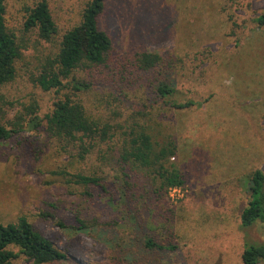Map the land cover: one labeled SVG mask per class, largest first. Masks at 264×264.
Listing matches in <instances>:
<instances>
[{
    "label": "rangeland",
    "instance_id": "rangeland-1",
    "mask_svg": "<svg viewBox=\"0 0 264 264\" xmlns=\"http://www.w3.org/2000/svg\"><path fill=\"white\" fill-rule=\"evenodd\" d=\"M38 1H5V24L20 57L15 80L0 90V124L30 105L43 118L71 95L87 116L107 122L115 138L133 122L149 127L159 143L173 138L176 156L166 167L181 175L183 185L154 194L159 181L153 187L143 179L145 192L135 203L142 227L134 231L113 188L100 198L90 190L93 202L67 176L97 170V151L76 162L44 131H24L0 143V224L25 217L77 264H111L112 253L74 231L76 213L91 224L112 225L144 264H242L246 247L264 244V224L242 227L240 222L250 201L251 176L264 174V28L255 23L264 0H108L99 28L112 42L110 58L98 68L74 72L73 78L91 86L77 94L69 88L44 92L33 78L54 57L65 31L80 22L90 0H46L57 29L50 42L24 29L26 11ZM144 53L173 61L177 100L203 105L173 110L150 103L137 82L118 87L119 75ZM105 166L99 167L103 175H116L111 161ZM84 237L95 246L85 247ZM145 239L176 249L148 251Z\"/></svg>",
    "mask_w": 264,
    "mask_h": 264
},
{
    "label": "trees",
    "instance_id": "trees-1",
    "mask_svg": "<svg viewBox=\"0 0 264 264\" xmlns=\"http://www.w3.org/2000/svg\"><path fill=\"white\" fill-rule=\"evenodd\" d=\"M5 1L0 0V90L15 80V64L20 57L16 38L5 24ZM107 1L90 0L85 5L80 22L60 37L56 54L42 65L38 75L33 78L34 85L44 92L69 88L70 92L77 94L90 89V84L76 80L73 74L78 69L103 66L110 58L112 42L99 28V20ZM255 23L264 28V13L256 18ZM24 29L34 31L37 38L44 42H50L56 37V25L46 0L38 1L27 9ZM173 69L171 59L144 53L133 60L125 74L119 75L115 83L120 87L132 86L137 82L151 96L152 100L148 99L150 103L160 102L169 109L200 108L203 103L176 99L178 91L171 78ZM72 98L71 95H65L55 102L51 112L43 118L37 115L35 105L24 107L22 112L15 114L13 120L0 124V143L24 131L42 130L57 140L76 162L85 161L97 151V170L86 175H66L73 185L83 189L82 195L86 198L93 197L90 190L100 198L109 195V189L113 188L126 223H133L136 226L133 230L137 231L142 227V222L141 211L135 203L144 195L143 179L152 182L153 187L159 181V185L154 187V194L183 185L181 175L172 167H166L169 160L176 156L175 142L173 138H168L163 143L157 142L149 127L139 122H133L126 132L120 134L121 137L115 138L111 134L113 128L107 122L102 123L87 116L83 105ZM114 139L116 142L110 146ZM110 161L116 173L112 177L110 174L103 175V171L99 169ZM249 190L250 201L240 216L242 227L264 224L262 172L255 171L252 174ZM95 200L93 197L91 201ZM74 223L76 233L93 238L112 253L111 264H144L133 256L127 240L120 238V233L112 225L91 224L79 213L75 214ZM57 225L60 229H66L61 222ZM143 247L154 252L176 249L151 239H145ZM241 259L242 264H259L264 260V244L246 247ZM19 260L30 261L32 264H77L56 249L25 217H20L13 224H0V264H17Z\"/></svg>",
    "mask_w": 264,
    "mask_h": 264
},
{
    "label": "clouds",
    "instance_id": "clouds-1",
    "mask_svg": "<svg viewBox=\"0 0 264 264\" xmlns=\"http://www.w3.org/2000/svg\"><path fill=\"white\" fill-rule=\"evenodd\" d=\"M82 243L84 244L85 247H88V248H92V247L95 246L94 242L91 239L87 238V237L83 238Z\"/></svg>",
    "mask_w": 264,
    "mask_h": 264
}]
</instances>
